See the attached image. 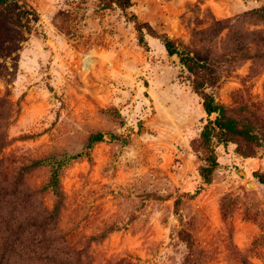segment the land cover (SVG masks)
<instances>
[{
  "label": "rangeland",
  "instance_id": "1",
  "mask_svg": "<svg viewBox=\"0 0 264 264\" xmlns=\"http://www.w3.org/2000/svg\"><path fill=\"white\" fill-rule=\"evenodd\" d=\"M18 1L39 19L0 61V264H264V0ZM133 14L206 59L232 141L203 140L217 115Z\"/></svg>",
  "mask_w": 264,
  "mask_h": 264
},
{
  "label": "trees",
  "instance_id": "2",
  "mask_svg": "<svg viewBox=\"0 0 264 264\" xmlns=\"http://www.w3.org/2000/svg\"><path fill=\"white\" fill-rule=\"evenodd\" d=\"M118 3L122 8L128 9L132 6V0H112ZM132 17L136 22V27L140 33V41L146 42L144 29L148 31L154 37L159 38L169 55H178L181 64L188 69L194 76L193 87L202 100L206 113L211 116L216 114L215 120H209L204 126L202 131V138L208 144L217 137L221 142L232 141L235 137V128L233 123L228 122L223 118V108L219 106L214 97L205 91V66L206 59L200 58L197 55H193L191 52L182 49L175 40H173L167 33H157L155 28L147 22H140L133 14ZM37 12L33 9H28L24 4H20L18 0H0V61L8 59H16L17 52L19 51L22 42L26 41L25 35L21 28L27 27V30L32 29L31 21L38 20ZM2 66L0 62V67ZM102 134H92L88 140V146L100 141ZM37 163V162H36ZM217 157L213 150L209 152L207 156V165L201 167L200 172L206 182H209L211 175L217 166ZM257 177L261 183L264 184V174H257ZM51 187L57 196V208L63 204L64 193L61 189L60 176L58 173H53L51 178Z\"/></svg>",
  "mask_w": 264,
  "mask_h": 264
}]
</instances>
